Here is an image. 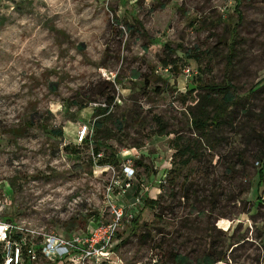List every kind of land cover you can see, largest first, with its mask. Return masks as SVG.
I'll return each mask as SVG.
<instances>
[{"label": "rangeland", "instance_id": "374dc122", "mask_svg": "<svg viewBox=\"0 0 264 264\" xmlns=\"http://www.w3.org/2000/svg\"><path fill=\"white\" fill-rule=\"evenodd\" d=\"M224 22L239 35L231 81L240 95L258 86L243 103L249 113L236 109L201 138L189 92L224 80ZM107 96L111 135L94 154L93 132L79 133L107 116L92 114ZM154 117L169 133L157 134ZM175 140L196 155L176 153ZM110 149L118 161L103 163ZM260 151L264 0H0V218L33 231L24 234L31 264H76L40 254L39 234L88 232L94 216L109 219L107 199L133 213L112 242L125 264H203L207 254L213 264H264ZM127 160L134 175L122 194Z\"/></svg>", "mask_w": 264, "mask_h": 264}, {"label": "trees", "instance_id": "16d2710c", "mask_svg": "<svg viewBox=\"0 0 264 264\" xmlns=\"http://www.w3.org/2000/svg\"><path fill=\"white\" fill-rule=\"evenodd\" d=\"M237 17L238 21L241 20V13L240 11H237ZM225 23V30L228 33L229 41H222L221 40L218 43L226 44V53H225V71H224V80L221 82H202L201 87L204 88L205 92L198 93V92H189V93H195V100L193 104L187 107V112L189 114V123L190 126L197 131L198 135L202 138H206L208 134V128L209 126H219L221 125L226 117L231 116L234 114L236 109L241 108L242 110H245V112L249 113L248 108L243 104L245 101L249 100L252 94H254V91L256 90L258 85H255L254 87H251L249 89V92L246 94L240 95L237 91V87L234 85V83L231 81L230 73L233 71L234 68V57L236 55V45L239 40V35L237 31V25L231 24L228 22ZM168 51L170 48L167 49ZM184 55L186 57H194V55L191 54V50H185ZM170 61H163V65L167 66L169 65ZM192 84V83H191ZM188 88V86H187ZM114 97L113 96H107V105L103 106H95L93 108L92 114L93 116H97L99 114L105 115L102 118L94 119L92 122V132H93V138L92 142L94 144L93 152L94 154L98 153V150L100 149V139L102 138V134L111 135V132L109 128H107L104 124V121L109 117L107 112L110 110V104L113 102ZM86 104H80L78 107L79 109H82L86 107ZM114 122L116 123L117 128H122V124L119 120L115 119ZM154 123L157 125V134H167L169 131H167V126L164 122L161 121L159 117H154ZM253 130V129H252ZM51 131L55 135H62V130L60 128L58 129H51ZM86 139V138H85ZM175 143L176 153H179L180 155H191L192 153L196 155V152L191 149L188 145H179L178 142L175 140L173 141ZM258 157H264V152L260 151ZM118 161V156L112 149H110L109 154L103 159V163L109 162V163H115ZM138 162V161H137ZM188 162V158L182 160V164H185ZM139 163V162H138ZM228 169H230L228 167ZM259 175V182L260 177L263 176L262 169H259L258 171ZM156 203V200L151 198H145L144 199V206H149ZM99 216H94L95 219H97ZM138 218H133L134 224H137ZM6 221V220H4ZM10 238L15 241H21L24 238V234H22L19 231L11 232ZM29 246V245H28ZM28 246L22 247V258L23 260L19 264H31L33 261L26 258V249ZM39 247V246H38ZM36 250V249H35ZM39 251V248L38 250ZM169 254H172L174 261H177L178 263H182L185 261L184 256H179L178 252L170 251ZM210 254V253H209ZM3 260V254L0 251V264H2ZM214 259L210 255H206L201 263L203 264H213ZM200 263V262H199Z\"/></svg>", "mask_w": 264, "mask_h": 264}, {"label": "built area", "instance_id": "2783aa9c", "mask_svg": "<svg viewBox=\"0 0 264 264\" xmlns=\"http://www.w3.org/2000/svg\"><path fill=\"white\" fill-rule=\"evenodd\" d=\"M167 70V66L164 68ZM190 75L188 69L185 70ZM101 105H105L102 103ZM92 131V127L83 125L79 133V141L85 139L87 134ZM100 155V154H99ZM124 184L121 190L123 194L131 184L134 175V169L127 160V164L123 167ZM110 188H108L109 190ZM142 202L140 196H136L131 205L136 210V206ZM109 219L99 220L93 224L88 232L71 233L67 236L56 234L53 232L41 233L39 252L51 261L68 260L76 264H125L122 259L117 256L113 250V239L117 233L119 224L133 217L132 210H128L124 203H117L107 199ZM3 205L0 202V212ZM19 231L22 234L26 232L33 233L17 223L1 220L0 218V251L3 254L2 264H19L22 258V247L25 245V239L15 241L10 238L11 232ZM26 249V258L34 260L36 258V250L33 246Z\"/></svg>", "mask_w": 264, "mask_h": 264}, {"label": "water", "instance_id": "95a60500", "mask_svg": "<svg viewBox=\"0 0 264 264\" xmlns=\"http://www.w3.org/2000/svg\"><path fill=\"white\" fill-rule=\"evenodd\" d=\"M194 87H195V85H194V84H191V83H189V84H188V89H189V90H192V89H194Z\"/></svg>", "mask_w": 264, "mask_h": 264}]
</instances>
